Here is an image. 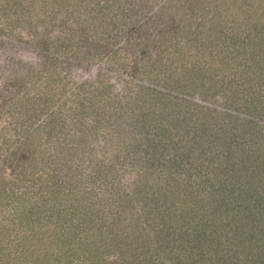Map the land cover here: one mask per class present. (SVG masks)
<instances>
[{
    "label": "rangeland",
    "instance_id": "rangeland-1",
    "mask_svg": "<svg viewBox=\"0 0 264 264\" xmlns=\"http://www.w3.org/2000/svg\"><path fill=\"white\" fill-rule=\"evenodd\" d=\"M263 70L264 0H0V264H90L67 257L77 216L104 224L98 262L130 233L125 247L184 264L189 217L170 215L185 189L238 197L232 245L259 246L264 212L222 189L243 182L238 155L264 132ZM161 154L188 188L166 182ZM198 163L206 175L188 181ZM151 193L159 208L142 212ZM119 209L133 216L114 225ZM51 222L57 246L36 249Z\"/></svg>",
    "mask_w": 264,
    "mask_h": 264
},
{
    "label": "trees",
    "instance_id": "trees-1",
    "mask_svg": "<svg viewBox=\"0 0 264 264\" xmlns=\"http://www.w3.org/2000/svg\"><path fill=\"white\" fill-rule=\"evenodd\" d=\"M130 4L131 6L134 5L133 3H130ZM82 9L85 10L86 8L81 7V10ZM170 18L169 17L167 18L168 22ZM261 73L263 74L264 70ZM255 91H256V87H254L253 92ZM257 100H258V97H257ZM249 138H250L249 142H251L252 145L250 144L248 146H245V148H243L242 154L238 155V159L240 163V170L242 171V179H243L242 181L243 182H240L238 180V181H235V184L233 182L230 183L232 185L226 186V189L223 188L222 193H227L226 195H228L229 198H231V194L233 192H235L236 194L238 193V195L239 193L242 192V197H245L246 199H248L250 203H254L253 207L257 209L256 212L259 213V212H264V179L259 177L258 181H256L254 180V177L258 169L262 170V168H264V132L263 133H257V132L252 133L250 134ZM254 144L258 145V149L256 150L250 149V147L253 146ZM146 150L149 153L150 151H153L154 149L151 145H148ZM25 153L27 154V156L29 154L35 155V149H28L26 150ZM243 153H245V155ZM165 154L159 155L158 159L160 157L161 162L163 161V165L166 164L169 166V168L162 170L164 176L166 177V182L169 181L170 185L172 186H178L179 184L182 187L188 188V184L186 183L187 181L184 180L183 184L180 179L177 181L178 175L172 169L173 167L174 169L179 168L180 172H182L181 162L178 159L173 158L172 156H171L172 158L170 160V163L172 162L173 164L172 163L170 164L167 160L165 162V159H166L164 158ZM25 158L26 156H23V153H22L16 158V161L19 163L23 162L25 164V161H24ZM147 163H145L144 161L145 166L147 165ZM198 166H197L198 169L196 172H199V174L192 173V175H188V181H190V179H192L195 176L202 178L204 175H206V172H205L207 171V168H205L206 166L200 165L199 163H198ZM201 170L204 171L203 174ZM146 175L147 174L144 173L143 177H145ZM237 185L239 187L234 188ZM190 188L193 189L192 186ZM182 192L184 193L182 194L184 199L182 203H177L175 205L178 211L172 213L170 217L171 219L173 218V221L176 220L177 218L178 222H179V219H182V222H183L185 218L189 217L188 224L182 228L186 231L187 234H189L188 237L191 238L190 240L193 242L194 247L192 246L189 248L191 253H188L189 255H187V258L184 259V262H185L184 264H211V260H214V259L217 261H215L213 264H264V237H262L261 241L259 242L260 243L259 246L257 245H254L253 247L250 246V248L254 251L253 254L255 258H251L250 255H252V250L250 248L246 250H242L239 248L243 245H240V246L232 245V242L237 244L239 242V238L242 235L239 230L240 228H242V226L240 225L242 222L241 220H239V212L235 211L238 208L237 206V201L239 200L238 197H236L237 199H232L230 202H227L226 200L223 201V198H224L223 196L221 200L218 203H216L218 199L213 194V192H210V194H207L205 198L207 201L202 200L203 197L201 194H196L191 190L185 189ZM158 201L159 200L156 197L154 199L151 193L150 198H148V200L146 198L141 197L138 200L137 205L140 207L142 212L145 209L147 210L152 209L153 211H156L159 208ZM67 210L64 215L67 214ZM122 210L123 211L119 209L116 212H114L113 216H115V218L113 217L112 224L117 225L119 223H124V222H127V220L129 221L132 219L131 217L133 216L132 211H128L124 209ZM119 215H122V216L118 217ZM226 215H230L231 218L229 220L225 219L222 221L221 218ZM255 215H258V214H255ZM35 217H38V215H36ZM151 218H153V214H151ZM157 218H160V216L154 217V219H157ZM70 219H73V218H70ZM83 219L84 217L77 216V218L74 219L76 223L75 228L73 230H69L72 232V238L70 240L72 244H69L68 246L73 247L76 251H79V252L72 253L69 251V254L67 257L73 258L74 255L76 254L77 258H79L80 260L82 259L87 260L91 258L90 264L91 262L92 264H99V263L100 264H103V263L104 264H157L158 261L156 260L158 256L154 252V248L152 249L149 245L148 247H142V246L125 247L124 246L123 242L126 241L129 237H131L129 236L130 233H128L127 236L124 235V238L120 240L121 242H119L118 240L114 241L113 238L111 239L109 237L111 241L107 244V247L110 249V251L108 250L105 253L107 257L104 258L103 263L98 262L97 255L100 253L99 251H96V247L98 246L96 242L97 236L95 237L94 235L97 233H100L98 230L99 228L104 227V224L103 222H100L99 227L93 226L95 225V221L93 220V218H91L90 219L91 222L87 223V225H89V228L87 230L81 226ZM171 219H169L168 221L172 222ZM215 219L217 220V222H214ZM84 220L87 221L86 219ZM34 221H38V218H35ZM250 223L251 222H249V225ZM77 225L80 227L79 228L76 227ZM125 225L126 224H124V226ZM243 225H244V222H243ZM45 226L46 224H43L42 226V229L44 228V233L40 234L38 238H36L38 240V243H37L38 246L34 245L36 249H40L42 248V246H45V245H48L47 248L49 247L50 249L53 246H57L55 244V238H57L56 236L57 231L55 232L54 228L52 227L55 225H53L51 222V224L49 223L48 227L47 226L45 227ZM126 227L127 226H125V228ZM169 232H171L170 234H173L175 231H169ZM117 235L121 236L123 234L118 233ZM30 236H32V233L30 234ZM33 239L35 238H32V240ZM227 240H229L228 245L231 244V246L225 249L223 245L225 244ZM139 247L140 249H138ZM54 248L55 247H53V249ZM53 249L51 250V253H54ZM145 251H148L149 253L147 252L146 253L147 255H145ZM85 255L86 257H84ZM68 263H65V264H68Z\"/></svg>",
    "mask_w": 264,
    "mask_h": 264
}]
</instances>
